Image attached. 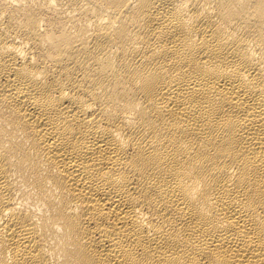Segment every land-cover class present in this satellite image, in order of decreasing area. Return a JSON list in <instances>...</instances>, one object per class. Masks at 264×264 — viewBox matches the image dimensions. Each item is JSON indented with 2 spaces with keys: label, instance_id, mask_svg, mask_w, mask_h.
<instances>
[{
  "label": "bare ground",
  "instance_id": "obj_1",
  "mask_svg": "<svg viewBox=\"0 0 264 264\" xmlns=\"http://www.w3.org/2000/svg\"><path fill=\"white\" fill-rule=\"evenodd\" d=\"M0 264H264V0H0Z\"/></svg>",
  "mask_w": 264,
  "mask_h": 264
}]
</instances>
